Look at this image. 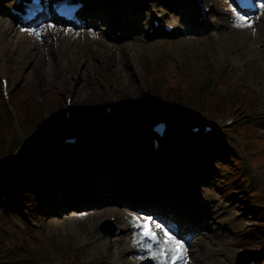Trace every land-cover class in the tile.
Listing matches in <instances>:
<instances>
[{
	"label": "rangeland",
	"instance_id": "rangeland-1",
	"mask_svg": "<svg viewBox=\"0 0 264 264\" xmlns=\"http://www.w3.org/2000/svg\"><path fill=\"white\" fill-rule=\"evenodd\" d=\"M151 1L155 4L158 2V0ZM184 2L187 1H179L178 4H173L175 5L174 10H181L180 6ZM139 5L141 4L139 3ZM167 10V18H178V15L175 14V12L173 13L170 8ZM2 19V3H0V21H3ZM177 22H179V20H175L174 22L176 26L178 25ZM225 24L227 25V27H220L221 32L222 29L225 30L224 33H226V31H230L231 34L238 32V30L234 29L232 23L227 22ZM257 25L258 27L255 26L254 31L256 34L255 41L256 44L260 45L264 59V12L262 13ZM190 26L191 22L188 24H184L178 32L176 31V34L172 36H166L165 41H171V44L164 43L163 46H155L153 48V52L160 54L151 55L159 57V59L156 58V60H159L161 62H163L165 59L166 62H171L178 65L180 68V72L184 73V76H186V78H188V75H186V73H189L191 78L197 79L199 81L209 79L208 77L203 75V70L205 69L203 65L204 63H206L207 65H211L212 68L217 71L220 76L233 74L238 81H241L243 84H245L244 78L237 77L236 73H239L245 78L253 81L248 84L250 87L254 89L262 88L264 90V60L261 62L256 61L253 53L247 47H245L244 44L232 39L226 40V43L229 46L233 47V52L224 57H216L217 51L215 46L213 45L212 47L215 50V53H213L212 51L209 52L205 45V41L210 40L209 35L207 34V29L201 30L199 28H194V31L192 32L183 31L184 29L190 28ZM113 27L116 26L113 24ZM95 29L99 34L101 33L100 24H97ZM243 31L245 32L246 29H244ZM111 33H113V31ZM258 35H261V39H258ZM157 37L160 38L162 36ZM168 37H170V39H168ZM36 38L39 39L38 37ZM16 41L17 38L15 37L14 30L8 32V36L4 42L2 40L0 44V68H2L3 70L5 69L6 73L8 67L14 68L16 66L17 69L23 70L24 75H27L30 72L27 67L29 66V60L25 59V57L21 59L22 52L25 51V49L22 45L14 43ZM244 43L247 44L246 38L244 39ZM85 45H87V42L85 40H81L80 44L77 45V48L85 47ZM20 50L21 52H19ZM140 51V54H135L133 56V61L137 70V60L139 61L141 60V58H144L141 57V54L144 52L143 48H141ZM111 53V51H107V54ZM230 56H233V59ZM115 57L116 55L114 53L112 54L111 58L110 56H107L105 52L104 55H99V63L96 69L94 68V66L89 72L84 73L83 68H81V71L77 75L74 74V67L72 66V64H67L65 68L67 69L69 67V71L63 70L60 78L53 81V85L50 89H53L55 87L54 89L58 88L60 89V92L61 90H64V92L62 93L66 94L67 96H71L70 102L73 106H77L81 104L89 96V94L91 95L93 92H98L102 89V87L97 82L98 77L96 72L99 71V76L104 77L107 73V69L105 67L106 61L112 63L115 60ZM224 58L231 62V64L233 63L232 68H230L229 70L222 69V62ZM8 60H10V62ZM130 62V60H125L124 58L120 60L116 66L115 75L117 78L119 77V80L121 78V85L124 84L128 88H132L133 85H137L135 94L131 95L133 97L134 95L138 94L141 85L133 67L130 66ZM58 68L59 65L57 64L56 60L52 58V74L43 80L45 86L40 85L39 87L34 89V93L37 94L38 99L41 100V92L48 89L47 87L50 83L47 82L48 80L52 79ZM32 76L33 73H30L29 80L32 79ZM36 78L39 79V76H36ZM119 80H115L110 88H103L104 92L106 93V101L111 100L113 103H115L118 100L119 94L122 92ZM143 88L147 89L148 85H144ZM262 102L263 106L258 107L256 111L259 114V117L255 119L256 121L258 120L259 122H262V124L259 125V132L258 130L251 129L249 130V132L242 134L249 150L251 166L253 168H259L264 172V101ZM194 116V121L196 123H201L202 119L207 117L200 115ZM49 132L50 131L48 130L47 134ZM232 151L234 153H237L235 148H232ZM210 160L212 161L213 159L211 158ZM209 163L210 161L207 162V166L209 167H207L208 169L205 170V172L210 176L209 184L201 183L200 186L203 189L197 191L196 187H190L188 183H185L183 185L184 189H195L192 190L195 192H193V196H189L185 193V197L180 199V202H184L185 205L187 204V201L189 199H196L195 201L197 202L199 210L201 211V213H198L203 217V219H205V222L209 224L207 227V231L205 232V234H203L201 244L199 241V246L195 249V252H202V254H200L199 256V259L196 256L197 262L195 263L264 264V253H252L250 251L252 241L250 238V234L246 232V230L248 228V224L250 223V216L252 215L250 213L251 209L244 208L241 199L235 200L234 198H229V196H227L230 191H232L233 193L236 192V189H232L233 185L231 184L229 176L222 173L223 171L222 169H220L218 162L213 160L211 164ZM226 173L228 175L234 174L233 172H229L228 170H226ZM252 181L254 182V184L261 183L258 178H253ZM196 183H200L199 176ZM218 184L223 187L216 190V185ZM248 194H250V192ZM234 197H238V195H235ZM164 198L163 200L167 203L171 202L169 200H173V196L170 195L167 198ZM263 204L264 203H262V205ZM96 218L94 217L93 219H91L90 212H86V217L84 218L75 217L74 215H72V213H69L67 215H63V213H61L60 215L53 214L51 217H48V215H46L44 221V235L58 247L64 248L67 252L70 253V255L76 256V264H105L104 253L98 259H93L91 252L86 253V250L91 244L89 242H84V237H82V235L86 234L85 227L83 225L85 223L95 221ZM211 226H214L213 230H210ZM218 231L223 234L221 238H210L211 235H214ZM34 235L41 243L42 231L35 230ZM47 257L48 256H46L45 259L37 264H60L58 261H48Z\"/></svg>",
	"mask_w": 264,
	"mask_h": 264
},
{
	"label": "snow or ice",
	"instance_id": "snow-or-ice-1",
	"mask_svg": "<svg viewBox=\"0 0 264 264\" xmlns=\"http://www.w3.org/2000/svg\"><path fill=\"white\" fill-rule=\"evenodd\" d=\"M236 23L237 26H246L248 22L244 16H240ZM136 227L141 229L140 235L144 239L159 246L158 252L153 256L159 264H186L184 243L162 225L147 218L142 223H137ZM148 247L151 249V245Z\"/></svg>",
	"mask_w": 264,
	"mask_h": 264
},
{
	"label": "trees",
	"instance_id": "trees-1",
	"mask_svg": "<svg viewBox=\"0 0 264 264\" xmlns=\"http://www.w3.org/2000/svg\"><path fill=\"white\" fill-rule=\"evenodd\" d=\"M191 98V95L187 94V97ZM13 99V98H12ZM15 103L18 105L17 109L20 113L23 114V123H22V129L23 131L28 130V126L30 123V114L29 111L27 112V108H22L23 106H26L25 103L22 101V94H18L17 99H13ZM0 117L3 118L6 122V125L9 129V132L11 131V119L6 112L5 105L3 103V100L0 96ZM5 128L0 124V140L4 137L3 130ZM5 139V138H4ZM16 186V184H15ZM21 191V190H20ZM22 192L25 194V190H22ZM0 213L3 217H5L4 211L0 208ZM15 239L13 241H7L4 236L0 234V264H29L32 260V256L30 253V247L26 240L23 239V237H14Z\"/></svg>",
	"mask_w": 264,
	"mask_h": 264
},
{
	"label": "bare ground",
	"instance_id": "bare-ground-1",
	"mask_svg": "<svg viewBox=\"0 0 264 264\" xmlns=\"http://www.w3.org/2000/svg\"><path fill=\"white\" fill-rule=\"evenodd\" d=\"M12 1V0H11ZM127 1L128 0H124V4H123V6L121 7V9H120V12H119V14L117 15L118 16V18L116 19V21L114 22L115 23V26H116V23H117V26L119 27L120 25H121V17H122V15H125V14H128V12L127 13H125V10H127V8H126V4H127ZM215 2V5H216V9L213 11V12H222V8L224 7V4L222 3V2H219V1H214ZM128 11V10H127ZM90 15V17H91V20L88 22V25H94V21H93V19H97V20H102L103 19V16H102V14H100L99 12H97V11H95V10H90V12H89V14L87 15V16H89ZM114 16H112V18H113ZM85 20H86V18H85ZM128 21V20H127ZM102 22H104V21H102ZM77 23H79V22H77ZM125 23V22H124ZM11 28H10V26H6V25H1V28H0V36L2 37V34L4 33V35H5V32H7L8 30H10ZM82 28H80L79 30H81ZM63 35H61V34H59L58 35V38L60 37V46L63 48V50H64V52H63V54L64 55H67V56H72V57H74V59H75V61L77 62V64H81V60H80V58H81V55H79V54H77V52H76V49L75 48H72V46H71V42H69V39L66 37V38H64V37H62ZM72 36L73 37H76V36H88V38L89 39H91V40H93V39H96L97 38V36H96V34H92V35H90V33H88V32H86V31H84V30H82V31H79V32H75V33H73L72 34ZM30 38V36L28 35V31H24L23 33H22V35L20 34L19 36H18V42H19V44L21 43V44H25L26 45V47H29V39ZM57 38V39H58ZM56 39V40H57ZM4 40H5V38H4ZM219 40V39H218ZM219 43L221 44V42L219 41ZM223 44V43H222ZM103 45H104V47H107V48H109V47H111V45H109V44H107V43H103ZM224 45V44H223ZM34 46H35V44H34ZM216 47V46H215ZM217 48V47H216ZM56 50H58V47H56ZM217 50L218 51H220L218 48H217ZM40 51V49L38 50V52ZM57 55V54H56ZM76 55H78V57L76 56ZM200 221H203V218H200ZM92 229V226H90V230ZM202 234H203V232H202ZM222 233H218V234H216V235H214L213 237H214V239H216V238H221L222 237Z\"/></svg>",
	"mask_w": 264,
	"mask_h": 264
}]
</instances>
